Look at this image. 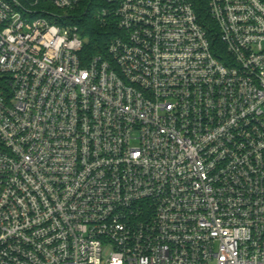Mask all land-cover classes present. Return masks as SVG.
<instances>
[{
  "label": "built area",
  "instance_id": "built-area-1",
  "mask_svg": "<svg viewBox=\"0 0 264 264\" xmlns=\"http://www.w3.org/2000/svg\"><path fill=\"white\" fill-rule=\"evenodd\" d=\"M0 0V264H264V3ZM225 49V51H224Z\"/></svg>",
  "mask_w": 264,
  "mask_h": 264
},
{
  "label": "trees",
  "instance_id": "trees-1",
  "mask_svg": "<svg viewBox=\"0 0 264 264\" xmlns=\"http://www.w3.org/2000/svg\"><path fill=\"white\" fill-rule=\"evenodd\" d=\"M188 1L192 4L200 25L207 31L213 51H223L219 30L209 14L208 1ZM261 2L264 3V0ZM104 7H108L104 4V0H82L80 7L72 13L70 24L78 27L84 40L81 56L85 60L96 56L106 57L110 41L120 33L113 17L109 18L107 24L97 18V13Z\"/></svg>",
  "mask_w": 264,
  "mask_h": 264
}]
</instances>
